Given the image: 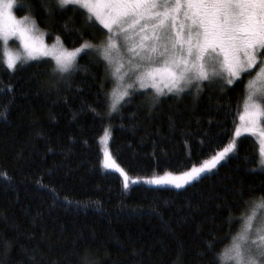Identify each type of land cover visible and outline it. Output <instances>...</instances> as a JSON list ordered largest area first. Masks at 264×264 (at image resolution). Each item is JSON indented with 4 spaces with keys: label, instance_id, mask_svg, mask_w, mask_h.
Segmentation results:
<instances>
[{
    "label": "trees",
    "instance_id": "trees-1",
    "mask_svg": "<svg viewBox=\"0 0 264 264\" xmlns=\"http://www.w3.org/2000/svg\"><path fill=\"white\" fill-rule=\"evenodd\" d=\"M73 7L50 15L41 0H18L16 8L49 42L91 43L67 76L46 58L8 69L0 40V264H80L85 255L94 264H208L211 253L199 252L228 232L230 214L231 234L241 229L238 192L249 198L264 187L256 139L242 136L234 154L182 188L145 178L187 171L226 146L252 73L244 84L214 80L179 94L133 91L108 116L115 81L95 51L107 29ZM106 128L135 178L127 188L102 166Z\"/></svg>",
    "mask_w": 264,
    "mask_h": 264
},
{
    "label": "snow or ice",
    "instance_id": "snow-or-ice-1",
    "mask_svg": "<svg viewBox=\"0 0 264 264\" xmlns=\"http://www.w3.org/2000/svg\"><path fill=\"white\" fill-rule=\"evenodd\" d=\"M14 4L15 0H0V40L5 45L8 69L15 70L17 62L51 57L55 61L54 72L63 76L74 70L82 50L93 47L84 43L69 50L56 37V43L49 48L34 35L35 20L27 16L18 20L13 15ZM41 5L50 15L69 5L74 6L73 11L86 10L90 26L98 22L107 29L106 41L95 51L112 68L115 81L111 93H105L110 100L108 116L122 101L127 102L125 97L136 82L140 89L151 87L157 96L165 94V89L179 94L192 85L198 91L202 82L211 83L213 79L224 80L228 85L236 81L244 84L239 80L241 75H250V70L255 69V76L244 85L243 113L235 135L239 137L243 130L257 137L256 162L264 171V0H41ZM10 37H18L22 56L7 50ZM125 58L135 77L133 83H125ZM109 137L106 128L102 139L107 141ZM235 148L232 141L199 167L179 175L152 177L147 182L182 188L214 169ZM103 165L117 169L124 176V187H128L127 173L115 163L107 148ZM249 192L253 193L249 198H245L242 189L238 192L240 231L231 234L234 217L230 214L226 220L228 232L223 237L212 234L213 239L205 241L206 248L199 255L211 253L208 264H264V187L250 188ZM226 240L230 243L225 244ZM217 244L222 247L217 248ZM181 252L182 246L178 248V257ZM80 264L94 262L85 255Z\"/></svg>",
    "mask_w": 264,
    "mask_h": 264
},
{
    "label": "rangeland",
    "instance_id": "rangeland-1",
    "mask_svg": "<svg viewBox=\"0 0 264 264\" xmlns=\"http://www.w3.org/2000/svg\"><path fill=\"white\" fill-rule=\"evenodd\" d=\"M17 6H18V0H15V4H14V6H13V9H12V13H13V15L19 20V19H22L23 17H25V16H27V17H29V19L30 20H34L31 16H29V15H22V16H20V15H18L17 14V12H16V8H17ZM34 35L38 38V39H42L43 40V42L50 48L53 44H55L56 43V40L55 41H53V42H49V41H47V38H46V33H45V31H43V30H41V29H39L38 27H37V25H36V28H35V31H34ZM61 41V40H60ZM61 43H62V41H61ZM86 43H88V44H90L91 45V43L90 42H86ZM4 44V43H3ZM63 44V43H62ZM63 46L64 47H66L64 44H63ZM78 47H80V46H78ZM67 48V47H66ZM69 50H71V49H73V48H68ZM89 49V48H88ZM88 49H84V50H82V52L81 53H79L78 55H77V57H76V61H75V68H76V66H77V60H78V57L83 53V52H85V51H87ZM7 50L8 51H10V52H12L13 54H20L21 56H22V54H23V47H22V45H21V43H20V41H19V39H18V37H10L9 38V40H8V42H7ZM4 52H5V45H4ZM43 58H46V59H48V60H50L51 61V63L53 64V66L55 67V61L51 58V57H43ZM43 58H40V59H43ZM40 59H37V60H40ZM32 61H36V60H28L27 61V63H30V62H32ZM27 63H21V62H17V66L19 65V64H27ZM124 68L122 69V72H126L127 73V75H126V78H125V83H133L134 82V80H135V77L133 76V74H132V70H131V68H130V66L127 64V58H125V61H124ZM74 68V69H75ZM250 73H252L251 75H250V78L249 79H252L254 76H255V69H253V70H250ZM67 75H69V74H64V76H67ZM243 75V74H242ZM241 75V76H242ZM248 79V80H249ZM214 80L216 81V80H221V79H213V81L212 82H214ZM222 81H224V80H222ZM204 82H208V81H204ZM204 82H202V83H204ZM225 82V81H224ZM201 83V84H202ZM200 84V85H201ZM113 87H115V82H114V85H113ZM113 87H112V89H113ZM200 87V86H199ZM149 88H151V87H149ZM190 88H196L195 87V85H192V86H190V87H188V88H186L185 90H188V89H190ZM112 89H111V91H112ZM148 89V88H147ZM152 89V88H151ZM139 90H144V89H140L139 88V86H138V82H136V83H134V87L132 88V89H129V93L131 94L133 91H139ZM154 90V89H153ZM111 91H110V93H111ZM165 92H167V90L165 89ZM129 97V96H128ZM125 98H127V97H125ZM118 107V106H117ZM243 113V103H242V106H241V108H240V111H239V114H238V121H237V125H236V127L237 126H239L240 124H241V120H240V115ZM262 126H264V123H262ZM109 131H110V129L109 128H107ZM235 130H236V128H235ZM244 135H251V136H253L255 139H256V141L258 142V144H259V141H258V139H257V137L255 136V135H253L252 133H250V132H245V131H241V135L239 136V137H237L236 135H235V131H234V134H233V136H232V138H231V140L229 141V143L230 142H232V141H235V143H236V148H237V146H238V143H239V140H240V138L242 137V136H244ZM104 136V133L101 135V137H100V146H101V150H102V156H103V159H102V166H103V168L105 169V170H107V171H114V172H116V173H118V174H120L121 175V177L123 178V180H124V176L117 170V169H115V168H105L104 167V165H103V160H104V150H105V148H107L108 149V151L110 152V154H111V157H112V159L115 161V163L117 164V165H119V167L120 168H122L123 170H124V172L125 173H127V175H128V177H129V181H128V185L130 184V183H132L133 181H135V178H132V176L130 175V173L125 169V167H123L116 159H115V157H114V155H113V153H112V150H111V145H110V141H111V131H110V137L107 139V141H105L104 139H102V137ZM228 143V144H229ZM227 144V145H228ZM226 145V146H227ZM225 147V146H224ZM236 148L234 149V151L233 152H230V153H228L227 154V156L225 157V159H223V160H221L217 165H216V167L214 168V169H216L217 168V166L219 165V164H221L223 161H225L229 156H231L232 154H234L235 153V151H236ZM222 150V149H221ZM220 151V150H219ZM211 157H209V158H207V159H210ZM206 159V160H207ZM204 162V161H203ZM203 162H201L200 164H202ZM200 164H196L195 165V167H199L200 166ZM194 167V166H193ZM191 169V168H190ZM189 169V170H190ZM214 169H212L211 171H213ZM189 170H187V171H189ZM210 171V172H211ZM185 172V171H184ZM166 173H171V174H173V175H179V174H181L182 172H172V171H166V172H163V173H156V174H152L151 176H146V178H145V180H146V182L148 181V179L149 178H152V177H157V176H164ZM206 173H209V172H206ZM206 173H202L201 174V176H203L204 174H206ZM193 181H191L190 183H192ZM189 183V184H190ZM149 185H152V186H169V187H175V185H173V184H161V185H157V184H150V183H148ZM186 185H188V184H186ZM186 185H184V186H186ZM183 186V187H184ZM176 188V187H175Z\"/></svg>",
    "mask_w": 264,
    "mask_h": 264
}]
</instances>
